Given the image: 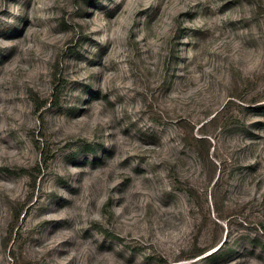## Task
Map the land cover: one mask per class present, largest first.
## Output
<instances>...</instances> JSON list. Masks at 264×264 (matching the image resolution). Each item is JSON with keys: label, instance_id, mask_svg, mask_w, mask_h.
I'll list each match as a JSON object with an SVG mask.
<instances>
[{"label": "rangeland", "instance_id": "rangeland-1", "mask_svg": "<svg viewBox=\"0 0 264 264\" xmlns=\"http://www.w3.org/2000/svg\"><path fill=\"white\" fill-rule=\"evenodd\" d=\"M0 264H264V0H0Z\"/></svg>", "mask_w": 264, "mask_h": 264}, {"label": "trees", "instance_id": "trees-1", "mask_svg": "<svg viewBox=\"0 0 264 264\" xmlns=\"http://www.w3.org/2000/svg\"><path fill=\"white\" fill-rule=\"evenodd\" d=\"M200 254H202V251L197 252L195 255H200Z\"/></svg>", "mask_w": 264, "mask_h": 264}]
</instances>
